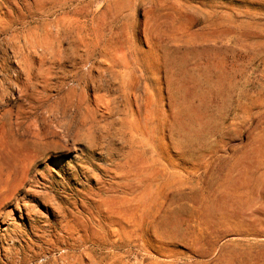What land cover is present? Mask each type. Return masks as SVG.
<instances>
[{
  "label": "rangeland",
  "instance_id": "374dc122",
  "mask_svg": "<svg viewBox=\"0 0 264 264\" xmlns=\"http://www.w3.org/2000/svg\"><path fill=\"white\" fill-rule=\"evenodd\" d=\"M237 143L256 148L253 221L121 176ZM258 148L264 0H0V264H264Z\"/></svg>",
  "mask_w": 264,
  "mask_h": 264
},
{
  "label": "crops",
  "instance_id": "0c3cea01",
  "mask_svg": "<svg viewBox=\"0 0 264 264\" xmlns=\"http://www.w3.org/2000/svg\"><path fill=\"white\" fill-rule=\"evenodd\" d=\"M231 152L211 153L210 148H182L171 158H147L126 165L121 176L147 198L173 196L186 199L185 205L197 209L204 221L214 224L233 221H253L254 214L240 212L244 201L254 195L253 171L245 163L255 161V147L234 144ZM262 150L264 156V148ZM190 150L192 152H182ZM261 153V154H262ZM238 166L231 167L228 161ZM151 204V202H147ZM148 224H152L149 214ZM234 234L229 238H241Z\"/></svg>",
  "mask_w": 264,
  "mask_h": 264
}]
</instances>
